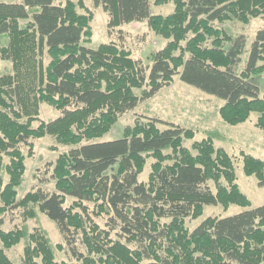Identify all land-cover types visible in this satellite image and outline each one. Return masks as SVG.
I'll list each match as a JSON object with an SVG mask.
<instances>
[{
  "label": "trees",
  "instance_id": "trees-1",
  "mask_svg": "<svg viewBox=\"0 0 264 264\" xmlns=\"http://www.w3.org/2000/svg\"><path fill=\"white\" fill-rule=\"evenodd\" d=\"M152 2H173L175 10L154 15ZM94 4L108 13L111 26L147 20L170 42L149 65L124 55L113 42L85 45L93 18L85 0L0 2V35L8 36L0 58L10 60L14 70L0 75V264H264V205L250 208L237 184L235 159L224 148L209 143L194 154L184 146L194 130L160 119L127 127L120 139L98 141L121 115L155 96L176 75L223 99L227 124L244 123L256 113V126L264 131V94L250 80L264 72V27L239 72L247 38L219 26L264 17V0ZM42 104L61 114L41 120ZM45 135L74 147L49 164L50 177L19 199L26 172L22 147L28 145L32 156L31 140ZM242 158L244 173L264 186V160L247 153ZM148 159L154 160L151 173L148 181H140ZM49 180L52 190L42 186ZM210 204L248 209L208 217L190 231L186 219L200 217ZM34 206L57 224L72 260H57L42 229L27 234L25 227L2 228L9 210L21 208L34 218ZM23 239H28L23 260L15 263L5 249Z\"/></svg>",
  "mask_w": 264,
  "mask_h": 264
},
{
  "label": "rangeland",
  "instance_id": "rangeland-1",
  "mask_svg": "<svg viewBox=\"0 0 264 264\" xmlns=\"http://www.w3.org/2000/svg\"><path fill=\"white\" fill-rule=\"evenodd\" d=\"M17 0H0V2H16ZM85 4L93 13L90 22L91 37L86 40L85 45L91 48H97L104 43H116L122 48L124 55L134 59L142 60L145 64H152L154 54L164 48L169 42L153 31L149 22L135 21L125 23L119 27L110 25V16L102 6L96 7L94 0H85ZM175 5L169 2L162 5H156L152 2L151 12L154 15H168L173 13ZM79 12L85 13L79 9ZM25 23L26 21H21ZM219 26L232 36L243 34L247 38L246 52L242 56V63L239 72L246 67V59L252 42L257 31L264 27V17L251 19L248 23L231 19L227 20ZM8 42L7 35H0V48ZM50 58L46 55L44 61L49 62ZM13 63L10 60L0 58V75L13 73ZM250 80L257 84L261 93L264 94V72L255 73ZM138 96L142 94V90L135 91ZM225 101L215 95L206 93L199 88L183 82L180 75H176L172 83L161 89L152 98L141 101L133 110L121 115L113 124L111 129L104 134L98 141L117 140L124 136L127 127H134L136 124L146 123L150 119H160L162 121L173 122L184 128L194 130L195 134L192 139H186L184 146L189 148L194 154L205 148L209 143H213L216 147L224 148L234 159L236 165L237 184L240 190L251 201V207L255 208L264 205V186H260L255 176H247L243 170L242 154L247 153L264 160V131L256 126L257 114H253L251 118L241 124L232 126L227 124L222 118V111ZM60 111L55 107L42 104L40 106V119L43 121H51L60 115ZM34 127L39 122L33 123ZM160 128L165 125L158 123ZM34 145L32 156H28L29 146L24 145L23 151L26 155V172L22 184L20 186L18 197L23 198L28 192L36 188L40 183V179L50 177L48 167L50 163H54L60 154L68 151L74 146L61 144L54 136L45 135L42 138L31 140ZM153 159H148L144 171L140 174V181H148L151 173V164ZM8 176L5 175V182ZM214 190L215 184L211 183ZM42 186L52 190L54 181L49 180ZM70 201V200H68ZM1 205V204H0ZM35 208L37 206H34ZM243 206L236 204L230 205L228 208L221 204L206 205L203 214L196 219H186L185 225L193 231L208 217H227L238 214L247 210ZM34 218H28L24 215L21 208L9 210L4 215L2 228L11 230L17 227L27 228V234L33 231L44 230L51 243L54 245V251L57 260H72L64 246V237L61 234L57 224L51 220L46 214L37 210ZM98 222L104 224L102 219ZM28 239H23L11 249H5L6 254L15 262L20 263L24 256V247ZM57 244H63V249L57 248Z\"/></svg>",
  "mask_w": 264,
  "mask_h": 264
}]
</instances>
